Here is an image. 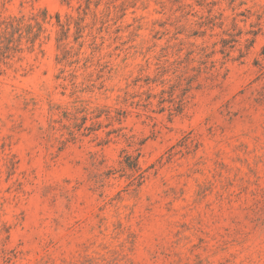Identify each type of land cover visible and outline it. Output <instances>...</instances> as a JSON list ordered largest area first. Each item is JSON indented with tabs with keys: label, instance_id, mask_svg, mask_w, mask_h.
<instances>
[{
	"label": "rangeland",
	"instance_id": "obj_1",
	"mask_svg": "<svg viewBox=\"0 0 264 264\" xmlns=\"http://www.w3.org/2000/svg\"><path fill=\"white\" fill-rule=\"evenodd\" d=\"M0 264H264V0H0Z\"/></svg>",
	"mask_w": 264,
	"mask_h": 264
},
{
	"label": "trees",
	"instance_id": "obj_2",
	"mask_svg": "<svg viewBox=\"0 0 264 264\" xmlns=\"http://www.w3.org/2000/svg\"><path fill=\"white\" fill-rule=\"evenodd\" d=\"M128 166H132V163L130 164L129 162H128V164H127ZM136 165V162L133 164V166H135Z\"/></svg>",
	"mask_w": 264,
	"mask_h": 264
}]
</instances>
